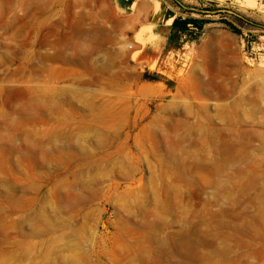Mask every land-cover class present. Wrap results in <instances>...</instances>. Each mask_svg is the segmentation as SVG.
I'll use <instances>...</instances> for the list:
<instances>
[{
  "label": "rangeland",
  "instance_id": "obj_1",
  "mask_svg": "<svg viewBox=\"0 0 264 264\" xmlns=\"http://www.w3.org/2000/svg\"><path fill=\"white\" fill-rule=\"evenodd\" d=\"M132 1L0 0V264H264V0Z\"/></svg>",
  "mask_w": 264,
  "mask_h": 264
},
{
  "label": "trees",
  "instance_id": "obj_2",
  "mask_svg": "<svg viewBox=\"0 0 264 264\" xmlns=\"http://www.w3.org/2000/svg\"><path fill=\"white\" fill-rule=\"evenodd\" d=\"M196 24H197L196 20H193V19H186L184 21L175 19L172 26L181 32H188L189 25H196Z\"/></svg>",
  "mask_w": 264,
  "mask_h": 264
},
{
  "label": "bare ground",
  "instance_id": "obj_3",
  "mask_svg": "<svg viewBox=\"0 0 264 264\" xmlns=\"http://www.w3.org/2000/svg\"><path fill=\"white\" fill-rule=\"evenodd\" d=\"M33 1V0H32ZM30 3V2H29ZM62 58H63V55H62ZM217 72V71H216ZM209 85V84H208ZM210 86V85H209ZM208 86V87H209ZM212 87H213V83H212V85H211ZM210 86V87H211ZM212 87H211V89H212ZM214 88H215V85H214ZM215 89H217L218 90V95L220 96V97H222V98H226V97H228L230 94L228 93L229 91L228 90H226V89H224V87H222L221 85L220 86H216V88ZM215 89H213V90H215ZM205 91H206V89H205ZM228 91V92H227ZM230 92H232V91H230ZM210 93H212V92H210ZM187 244V243H186ZM188 247V246H187Z\"/></svg>",
  "mask_w": 264,
  "mask_h": 264
},
{
  "label": "crops",
  "instance_id": "obj_4",
  "mask_svg": "<svg viewBox=\"0 0 264 264\" xmlns=\"http://www.w3.org/2000/svg\"><path fill=\"white\" fill-rule=\"evenodd\" d=\"M124 1L129 2V0H124ZM131 1H132V0H131ZM140 1H141V0H133V1H132V5H135L136 3L140 2ZM145 1H147V3H149L148 0H145ZM173 18H175V17H173Z\"/></svg>",
  "mask_w": 264,
  "mask_h": 264
}]
</instances>
